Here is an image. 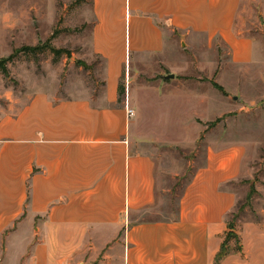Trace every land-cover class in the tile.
Wrapping results in <instances>:
<instances>
[{
  "label": "crops",
  "instance_id": "obj_1",
  "mask_svg": "<svg viewBox=\"0 0 264 264\" xmlns=\"http://www.w3.org/2000/svg\"><path fill=\"white\" fill-rule=\"evenodd\" d=\"M251 1L92 0L91 49L104 65V99L38 93L17 117L0 115L1 264H264V228L255 223L234 231L238 239L218 262L246 147L210 146L174 216L139 220L159 208L161 170L155 155L139 150L137 123L120 104L126 71L173 55L179 43L219 41L233 64H253L256 40L237 24ZM192 104L214 105L201 95Z\"/></svg>",
  "mask_w": 264,
  "mask_h": 264
},
{
  "label": "rangeland",
  "instance_id": "obj_2",
  "mask_svg": "<svg viewBox=\"0 0 264 264\" xmlns=\"http://www.w3.org/2000/svg\"><path fill=\"white\" fill-rule=\"evenodd\" d=\"M251 1L238 19L239 30L256 40V60L233 64L221 42L179 43L173 55L146 58L126 71L121 81V106L135 111L138 148L158 159L161 170L156 210L139 220L166 219L176 213L179 198L210 146L246 147V168L232 189L238 203L229 224L240 232L248 224L264 228V4ZM92 0H0V60L24 47L49 40L72 58L56 59L50 50L15 55L9 75L0 70V115L15 118L38 93L55 99L105 97L104 65L91 49ZM175 75L176 81L164 77ZM213 83L223 87L216 89ZM162 91V92H161ZM165 92V93H164ZM167 95L174 103L157 101ZM201 95L214 105L203 111L192 104ZM165 102V101H164ZM208 115V116H206ZM203 116L210 119L203 123ZM177 121V123H175ZM180 122V123H179ZM213 135L215 144L208 142ZM147 142V146H146ZM242 251L241 247L237 249ZM4 256L0 259V264ZM224 259V258H223ZM218 256V262L221 260ZM264 263L263 261H261Z\"/></svg>",
  "mask_w": 264,
  "mask_h": 264
},
{
  "label": "trees",
  "instance_id": "obj_3",
  "mask_svg": "<svg viewBox=\"0 0 264 264\" xmlns=\"http://www.w3.org/2000/svg\"><path fill=\"white\" fill-rule=\"evenodd\" d=\"M45 50L52 51V53L55 55L56 59H58V60L62 59L63 57H68L70 59L72 58L71 51H68V50H59V49L55 48L52 45V41L51 40H49L47 43H45L42 46H37V47H24V48L18 50L15 55H17L19 53L20 54H22V53H33V54L37 55L39 52H42V51H45ZM15 55L12 56V57H10V58H8V59H2V60H0V70L2 72H4V74L9 75L8 64L15 59ZM213 85H214V87L216 89L220 90L221 92H224L223 87L219 86L217 83H213ZM123 95H125V88H122L121 87L120 88V96L122 97ZM219 122H220V120H218L215 123H211L208 126L209 127H215L216 124L219 123ZM229 229H230L231 232L228 234L227 240L224 243V246L222 248V251H221V253L219 255V258L220 259H223V258H225L228 255V253H229V251H228L229 241L231 239H238V237L236 236V234L234 232L235 230H234L233 226H231L230 224H229Z\"/></svg>",
  "mask_w": 264,
  "mask_h": 264
},
{
  "label": "built area",
  "instance_id": "obj_4",
  "mask_svg": "<svg viewBox=\"0 0 264 264\" xmlns=\"http://www.w3.org/2000/svg\"><path fill=\"white\" fill-rule=\"evenodd\" d=\"M127 110H128L129 119H133L135 117V115H136L135 111L132 110L130 107H128Z\"/></svg>",
  "mask_w": 264,
  "mask_h": 264
},
{
  "label": "water",
  "instance_id": "obj_5",
  "mask_svg": "<svg viewBox=\"0 0 264 264\" xmlns=\"http://www.w3.org/2000/svg\"><path fill=\"white\" fill-rule=\"evenodd\" d=\"M175 78H176L175 75H169V76H166V77H165L166 80H173V79H175Z\"/></svg>",
  "mask_w": 264,
  "mask_h": 264
}]
</instances>
